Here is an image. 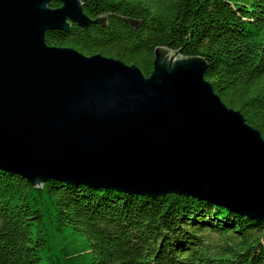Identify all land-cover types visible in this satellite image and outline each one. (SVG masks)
Instances as JSON below:
<instances>
[{"label":"water","instance_id":"1","mask_svg":"<svg viewBox=\"0 0 264 264\" xmlns=\"http://www.w3.org/2000/svg\"><path fill=\"white\" fill-rule=\"evenodd\" d=\"M72 25L108 17L91 19L82 0H0V171L35 190L173 194L264 222V138L214 91L207 62L160 47L145 76L47 44Z\"/></svg>","mask_w":264,"mask_h":264},{"label":"trees","instance_id":"2","mask_svg":"<svg viewBox=\"0 0 264 264\" xmlns=\"http://www.w3.org/2000/svg\"><path fill=\"white\" fill-rule=\"evenodd\" d=\"M82 2L108 25L48 32L49 46L120 59L145 76L157 48L201 57L214 91L264 138V0ZM0 264H264V222L173 194L55 181L35 190L0 171Z\"/></svg>","mask_w":264,"mask_h":264}]
</instances>
